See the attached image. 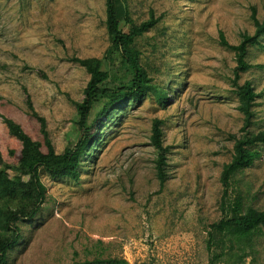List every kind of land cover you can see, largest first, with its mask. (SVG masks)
Wrapping results in <instances>:
<instances>
[{
    "label": "rangeland",
    "instance_id": "obj_1",
    "mask_svg": "<svg viewBox=\"0 0 264 264\" xmlns=\"http://www.w3.org/2000/svg\"><path fill=\"white\" fill-rule=\"evenodd\" d=\"M135 23L158 20L137 37L140 62L152 82L167 91L163 104L153 92L140 100H96L88 124L95 136L77 167L78 179L50 177L43 170L45 197L39 211L20 223V238L6 264H70L92 258H123L128 264H264V229L244 254L225 238L207 248L209 224L224 213L219 200L222 165L241 134L242 113L231 82L240 33L253 32L251 9L260 19L264 0H119ZM104 0H0V153L15 162L19 141L1 115L17 121L35 140L39 126L24 108V85L44 116L54 151L77 138L76 105L88 79L72 57H105L121 72L104 25ZM124 31L128 25L121 23ZM249 44V80L256 93L249 132L264 130V34ZM262 65V66H261ZM161 119L167 179L159 185L149 135ZM253 163L230 179V197L243 208L264 209V144ZM19 187L0 194V207L24 200ZM4 232L0 226V235Z\"/></svg>",
    "mask_w": 264,
    "mask_h": 264
},
{
    "label": "trees",
    "instance_id": "obj_2",
    "mask_svg": "<svg viewBox=\"0 0 264 264\" xmlns=\"http://www.w3.org/2000/svg\"><path fill=\"white\" fill-rule=\"evenodd\" d=\"M118 1L104 0V25L110 42L109 48L116 51L120 58V74L109 70L105 57L71 58L88 74L81 99L74 101L77 117L75 124L79 134L71 145L59 153L54 151L46 128V120L34 108L24 85H21L24 94V108L28 116L38 123L41 140L30 137L11 117L1 115L8 132L19 141L20 148L17 154L14 150H9V154L16 158L15 162L4 161L0 153V194L19 187L26 192L27 198L18 201L11 200L0 207V226L4 230L0 235V264H6L7 251L20 238V223L31 219L44 201L46 187L40 178V171L43 170L50 177L66 176L74 180L78 179L79 160L86 154L95 136L94 126L88 124V116L96 100L107 98L108 103H117L123 97L140 100L149 91L154 93L161 104L167 99V91L152 82L146 68L141 64L140 50L134 44L135 39L153 27L158 18L151 14L141 22L135 23L126 9L121 12L118 8ZM250 17L253 20V32L240 33L236 44H230L223 32H218L219 42L234 52L235 67L231 82L235 86L233 92L238 98L237 108L242 113V125L241 134L233 136L232 155L222 165L219 174L221 184L219 205L224 215L211 222L207 230L208 250L219 244L218 241L226 238L229 241V248L235 246L240 251L239 255L244 254V249L250 247L253 239L264 229V209L251 206L243 208L240 195L230 197L232 175L251 165L260 156V151L252 148L253 145L264 144V130L248 131V126L252 121V104L256 93L249 80H244L240 84L237 82L239 72L250 67L245 59L247 46L258 44L259 37L264 34V14L258 19L252 8ZM121 23L128 25L127 31L122 29ZM161 122L159 118L153 119L149 135L150 143L155 151L153 163L159 185H163L167 179L166 152L168 150V147L162 143ZM216 260L217 257L213 253L208 264H213ZM70 264L128 263L123 258L111 257L92 258Z\"/></svg>",
    "mask_w": 264,
    "mask_h": 264
}]
</instances>
